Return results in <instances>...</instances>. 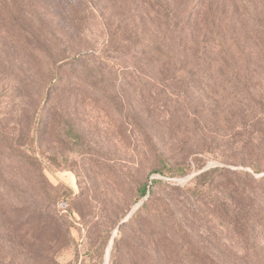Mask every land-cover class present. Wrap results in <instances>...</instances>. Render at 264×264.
<instances>
[{
	"label": "rangeland",
	"instance_id": "1",
	"mask_svg": "<svg viewBox=\"0 0 264 264\" xmlns=\"http://www.w3.org/2000/svg\"><path fill=\"white\" fill-rule=\"evenodd\" d=\"M263 176L264 0H0V264H254Z\"/></svg>",
	"mask_w": 264,
	"mask_h": 264
},
{
	"label": "trees",
	"instance_id": "2",
	"mask_svg": "<svg viewBox=\"0 0 264 264\" xmlns=\"http://www.w3.org/2000/svg\"><path fill=\"white\" fill-rule=\"evenodd\" d=\"M155 52L158 53H162V55L166 56V52L163 49H160L159 47L154 49ZM42 114H39L38 117L35 119V121L33 122L32 126V134L30 135L29 139V143L27 144V151L31 152L33 155H36V146H37V133H38V129L40 126V123H42ZM158 157V162L162 165L161 168L158 171L160 172H164L166 169H171L167 163H165L164 161V156L159 153V155H157ZM224 167L221 166H216L204 171H201L198 175H196L193 180L195 182L194 185H190L188 187H185L184 190L192 197L194 198H199L201 197L203 194L207 195L210 194V183L213 181L214 177H216L217 175L221 174L224 171ZM183 171V169L181 170V172ZM255 171H260L259 168H255ZM242 174H245L246 171H242ZM175 174V173H173ZM264 179V176L262 177ZM158 181H156L153 184H156ZM152 193V190H149L148 186H144V188L141 190L140 194H139V199L144 198L145 196H147L148 194ZM64 195V194H63ZM66 195H69L68 193H65L64 196V201H67L66 199H69L68 197H66ZM61 198V195L58 196V199ZM68 202V201H67ZM141 210H148L147 208V201H143V203L139 206V208L135 211V213L131 216V218L134 220L137 218L136 214L137 212L141 211ZM256 212L258 213V215L264 220V210L260 209L257 210ZM233 213L236 214V216L238 217V219L242 222V226L246 227V231H253V228L250 226L249 222L247 221L245 212L242 211V209H240V211H233ZM264 223V221H263ZM145 229V228H143ZM107 243V241L104 242L103 245L99 246L100 249V255L103 256V253L105 252V244ZM251 245V244H250ZM116 248H118V243L115 242L114 243V250H116ZM113 257H114V253H113ZM254 260V264H264V252H258V254L256 256H254L252 258ZM250 264V263H249Z\"/></svg>",
	"mask_w": 264,
	"mask_h": 264
},
{
	"label": "water",
	"instance_id": "3",
	"mask_svg": "<svg viewBox=\"0 0 264 264\" xmlns=\"http://www.w3.org/2000/svg\"><path fill=\"white\" fill-rule=\"evenodd\" d=\"M151 188L149 187V190H150ZM143 203V201L140 203V205ZM140 205H138L129 215H128V217L124 220V221H126V220H128L132 215H133V213L139 208V206ZM123 221V222H124ZM117 236V234H115L114 235V237H113V241H112V243H111V247H110V251H111V249H112V246H113V242H114V238ZM109 254H110V252H109Z\"/></svg>",
	"mask_w": 264,
	"mask_h": 264
}]
</instances>
